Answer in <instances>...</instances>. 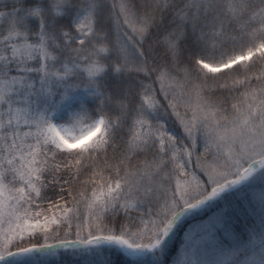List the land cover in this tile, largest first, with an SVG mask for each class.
Wrapping results in <instances>:
<instances>
[{"label": "snow or ice", "instance_id": "6c2138e0", "mask_svg": "<svg viewBox=\"0 0 264 264\" xmlns=\"http://www.w3.org/2000/svg\"><path fill=\"white\" fill-rule=\"evenodd\" d=\"M0 264H264V0H0Z\"/></svg>", "mask_w": 264, "mask_h": 264}]
</instances>
